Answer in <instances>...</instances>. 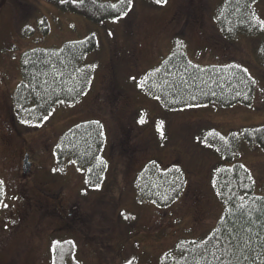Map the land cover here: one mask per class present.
<instances>
[{"label": "rangeland", "instance_id": "obj_1", "mask_svg": "<svg viewBox=\"0 0 264 264\" xmlns=\"http://www.w3.org/2000/svg\"><path fill=\"white\" fill-rule=\"evenodd\" d=\"M66 1L0 0V177L22 172L25 154L34 172L50 174L56 217L48 227H54V244L75 245L69 264H162L180 239L204 237L219 222L220 166L242 164L264 195V148L250 146L240 133L264 127V32L227 37L218 24L226 0H131L127 15L122 5V15L101 22L59 7ZM255 7L264 22V0ZM90 35L96 46L87 58L92 73L85 94L57 105L37 127L18 122L13 95L23 54ZM177 47L198 66H243L255 81L252 102L166 108L147 90V78ZM87 123L97 130L99 147L93 157H76L63 138ZM235 140L239 155L225 160ZM155 160L174 181L184 180L169 206L138 193L139 174ZM61 205L71 212L65 225L58 219ZM32 226L7 244L3 259L9 264L11 258L13 264L55 261L41 258L42 239ZM15 249L17 258L11 256Z\"/></svg>", "mask_w": 264, "mask_h": 264}, {"label": "trees", "instance_id": "obj_2", "mask_svg": "<svg viewBox=\"0 0 264 264\" xmlns=\"http://www.w3.org/2000/svg\"><path fill=\"white\" fill-rule=\"evenodd\" d=\"M257 1L224 2L219 10L218 24L227 37H256L264 32L256 16ZM130 3L131 0L123 4L121 0L117 3L68 0L59 3V7L101 22L122 15V5L127 11ZM95 46V38L90 35L60 47L25 52L21 61L22 80L13 95L17 121L37 127L57 105L72 104L80 99L90 82L92 70L87 58ZM261 49L264 51L263 42ZM147 85V90L166 108L174 110L205 104H249L255 90V81L243 66H198L190 62L181 47L174 48L150 73ZM254 129L240 130L241 140L245 139L250 146L258 144L264 148V127ZM98 139L97 130L87 123L72 128L62 143L63 147L74 151L76 157L91 153L93 157L99 147ZM239 144L237 140L229 144L233 153L225 155V160L233 154L239 155ZM170 171L156 160L148 164L138 177L137 189L141 197L160 207L172 204L180 196L184 180L174 181ZM216 183L223 204L216 227L204 237L180 239L163 255L162 264H264V195L256 193V182L250 170L240 163L230 167L222 165L216 174ZM75 249L71 242L57 243L55 264L74 261Z\"/></svg>", "mask_w": 264, "mask_h": 264}, {"label": "flooded vegetation", "instance_id": "obj_3", "mask_svg": "<svg viewBox=\"0 0 264 264\" xmlns=\"http://www.w3.org/2000/svg\"><path fill=\"white\" fill-rule=\"evenodd\" d=\"M27 155L29 156L30 162H32L30 154H25L22 159L23 166ZM32 163L31 170L27 174L18 169V171L11 172L12 174L8 173L6 177L4 175L0 177V181L3 182L0 185V189L3 191V196H0V200L8 205L7 208L0 207V264H9L3 259L7 255L4 253L6 246L23 232L24 227L29 222H32V229L38 235V238L40 237L42 239L40 246L42 250L41 258L46 256H50V258L53 256V259L55 258L57 243L54 244V227H48L56 217L55 192L50 186V174L47 175L46 172L40 171L34 172L32 170ZM61 207L63 208L62 205ZM63 211L65 216L61 210L58 219L63 221L65 225L66 222L68 223L71 220V212H68L66 208H63ZM44 244H46L45 247H42ZM18 253L19 249H15L11 251V256L17 258ZM11 259L13 260V258ZM12 260H10V264H13L14 261ZM43 264H47V262Z\"/></svg>", "mask_w": 264, "mask_h": 264}, {"label": "snow or ice", "instance_id": "obj_4", "mask_svg": "<svg viewBox=\"0 0 264 264\" xmlns=\"http://www.w3.org/2000/svg\"><path fill=\"white\" fill-rule=\"evenodd\" d=\"M124 2H125V0H121V3H122V4H123ZM129 2H130V0H129ZM156 2H157V3H164V2H166V0H156ZM113 7H116V5H113ZM123 15H127V11H125V12L123 13ZM262 26H264V22H262ZM2 184H3V182L0 181V185H2ZM0 196H3V191H2V189H0ZM0 207L7 208L8 205H7V204H4L3 201L0 200ZM57 243H59V242H57ZM53 251H55V249H53ZM53 264H55V261L53 262Z\"/></svg>", "mask_w": 264, "mask_h": 264}, {"label": "water", "instance_id": "obj_5", "mask_svg": "<svg viewBox=\"0 0 264 264\" xmlns=\"http://www.w3.org/2000/svg\"><path fill=\"white\" fill-rule=\"evenodd\" d=\"M31 170V162L29 160V156L27 155L24 161L23 171L25 174L29 173Z\"/></svg>", "mask_w": 264, "mask_h": 264}]
</instances>
